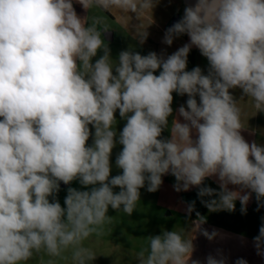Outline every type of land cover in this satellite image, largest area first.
Returning <instances> with one entry per match:
<instances>
[{"label":"clouds","instance_id":"1","mask_svg":"<svg viewBox=\"0 0 264 264\" xmlns=\"http://www.w3.org/2000/svg\"><path fill=\"white\" fill-rule=\"evenodd\" d=\"M157 3L0 0V264L37 256L41 264H92L97 255L85 241L106 234L109 208L131 216L140 189L158 191L166 175L177 192L196 188L209 212H234L239 201L246 214L253 194L257 210L264 207V144L241 134L240 101L230 91L240 89L264 112V0H188L162 41L171 46L187 35V43L170 55L130 46L113 58L105 14L140 20ZM147 37L135 26L140 45ZM193 47L206 58V73L188 70ZM174 93L187 97L175 115ZM209 178L219 190L206 185ZM74 181L87 190L68 187L62 206L61 182ZM194 210L192 201L186 211ZM196 215V228L212 241L219 233L201 229L206 220ZM253 244L264 257V223ZM194 251L183 229L163 230L147 237L135 259L201 264ZM204 264H227V257L217 250Z\"/></svg>","mask_w":264,"mask_h":264},{"label":"rangeland","instance_id":"2","mask_svg":"<svg viewBox=\"0 0 264 264\" xmlns=\"http://www.w3.org/2000/svg\"><path fill=\"white\" fill-rule=\"evenodd\" d=\"M184 8L185 6L182 0H158L157 6L153 9L152 14L149 12V16L153 19L160 20L161 24L164 25L166 21L171 20L175 14H179V18H181ZM95 12L96 11H94V13ZM113 13H116V16H118L120 12L114 11ZM106 15L108 16V23L114 28L110 30L113 32V40L106 41L111 48L113 58H115L121 50H125L130 46L142 55H146L150 51L161 54L164 48L167 50L166 53L170 55L179 48L178 43L182 42L184 37V35L180 36L182 39L178 38L171 46H168L162 42V31L157 28V26H154L153 23L148 22L145 25L148 24L149 26L146 31L150 39H147V42L145 41L143 45H140L137 40L133 38L135 30L128 32L124 29V24L127 22L129 15L122 14V18H113V20L110 14L106 13ZM132 17H135L134 14H132ZM167 23L165 24V29H167ZM159 44L161 45L159 46ZM100 54L102 53H98V55ZM191 69L192 64H190V59L188 58V70ZM173 95L174 100L172 107L175 115V110L180 105L184 104V96H178L175 93ZM249 111L252 112V110ZM258 113L260 121L257 132L264 135V112ZM117 118V129L121 130L125 122L119 120L118 113ZM169 120L171 122V117ZM168 135L169 132L165 130L163 136L167 137ZM91 142L90 137L88 143L91 144ZM261 144H264V140L261 141ZM121 147L122 146L117 145L113 149L111 157V162L113 164L112 175L119 173V170L115 168V158L121 150ZM162 179L163 183L161 187L154 193L148 192L146 186L140 189V202L131 216H127L122 212L118 213L109 208L108 215L113 216L114 221L112 225L106 228V234L103 237L90 238L88 241H85V244L97 255L95 260L92 261V264H138L135 259V254L142 247L147 245V237L159 235L163 230L179 231L183 229L189 238H193L194 242V234L197 231L195 221L198 219L196 213L198 212L206 220L210 212L200 202V198L197 195L198 190L196 188H192L189 191L177 192L173 188L175 183V178L173 176L166 175L162 177ZM205 183L207 186L212 188L215 187L210 181V178L207 179ZM68 187L87 190L84 189L78 181L72 182L71 185L61 186L56 198L62 206H64V198L67 195ZM118 190L119 189H116V191ZM205 199L209 198L205 197ZM192 201H195V210L191 214H188L186 207L187 204ZM44 259L46 260L47 257H44ZM28 264H41L40 257H35L33 260L29 261Z\"/></svg>","mask_w":264,"mask_h":264},{"label":"crops","instance_id":"3","mask_svg":"<svg viewBox=\"0 0 264 264\" xmlns=\"http://www.w3.org/2000/svg\"><path fill=\"white\" fill-rule=\"evenodd\" d=\"M74 7L78 15H86L79 4L74 3ZM94 11L98 10H93V12ZM110 16L113 20V18H122L123 15L119 13V15L116 16V13H111ZM169 21L167 20L166 23H169ZM148 22H151L154 26H157V28L162 31L164 37L166 23L164 25L161 24L160 20L151 18V16H149V13L143 15L140 20H137L135 17L131 18L129 16L127 22H125L124 24V29L128 32H131L135 30V26L138 25L141 30H147L149 26L148 24H145ZM111 33L113 40V32L111 31ZM147 39H150L149 35ZM177 39L178 38H176L174 42ZM188 39V36L184 35L182 42H179L178 46H183V44L188 42ZM161 44H159V46ZM166 51L167 50H165L164 48L162 50V53L164 52V55H168ZM188 58L190 59L192 68L199 66L206 73L208 62L206 58L200 54L198 49L193 47L189 53ZM230 91L232 92L234 98L237 101H240V106L242 109V121L246 126V129L242 130L241 134L249 142L256 141L258 143H261V141L264 140V135L257 132L260 121L259 113L256 112V110L252 107L251 102L246 96H244L242 99V91L240 89L237 88ZM184 97L183 102L185 103L187 97ZM249 110H252V112H250ZM210 181L212 182L213 186H215L214 188L219 190L218 183L215 181V178H210ZM240 207V202L237 201L236 209L234 212L219 211L210 212V214H208V216L206 217V222L200 225V228L206 229L210 233L213 230H216L219 235L212 241H209L200 233V230L197 229L194 234L193 243L195 246V251L192 254V259L199 260L201 261V264H204L205 258L209 254L216 255L217 250H221L223 255L227 257V264H235V261L238 258L245 259L247 261V264H264V257L257 255L256 249L253 244V238L259 234V228L262 223H264V207H261L259 210H257V202L255 200L254 194L247 206L246 214L241 213ZM216 221H218L219 223Z\"/></svg>","mask_w":264,"mask_h":264},{"label":"water","instance_id":"4","mask_svg":"<svg viewBox=\"0 0 264 264\" xmlns=\"http://www.w3.org/2000/svg\"><path fill=\"white\" fill-rule=\"evenodd\" d=\"M182 2L186 6V3H188V0H182ZM178 20H179V14H175V16L169 22L167 28H169L171 25H173ZM105 39H106V41H111L112 40V33H111V31H109V33L106 35ZM63 185L64 184L61 183V186H63Z\"/></svg>","mask_w":264,"mask_h":264},{"label":"flooded vegetation","instance_id":"5","mask_svg":"<svg viewBox=\"0 0 264 264\" xmlns=\"http://www.w3.org/2000/svg\"><path fill=\"white\" fill-rule=\"evenodd\" d=\"M179 19H180V18H179ZM170 21H171V20H170ZM170 21H169V22H170ZM168 24H169V23H168Z\"/></svg>","mask_w":264,"mask_h":264}]
</instances>
